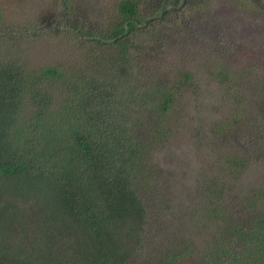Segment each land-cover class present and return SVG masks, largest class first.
I'll use <instances>...</instances> for the list:
<instances>
[{"label": "trees", "instance_id": "trees-1", "mask_svg": "<svg viewBox=\"0 0 264 264\" xmlns=\"http://www.w3.org/2000/svg\"><path fill=\"white\" fill-rule=\"evenodd\" d=\"M241 1L249 2V8L264 3ZM67 2L62 4L69 19L59 22L65 32L59 27L57 34H65L88 63L98 59L99 69L80 70L62 62L30 67L18 57H0V264H28L11 258L18 244L29 248L33 264H128L148 225L150 179L160 177L163 169L152 156L151 134L140 129L144 116L138 109L146 108L152 118L156 113L162 128L161 118L175 105L176 94L174 88L159 86L157 92L137 85L133 44L148 41L146 30L171 23L191 11L194 2L114 0L111 22L95 27L72 18ZM216 71L220 76L225 72ZM182 77L178 87L192 78L190 73ZM225 79L232 85L229 74ZM233 80L241 83L236 75ZM218 164L222 167L205 169L196 185L206 211L200 220L219 229L204 260L264 264V190L249 200L254 214L235 212L232 217L226 208L225 187L229 193L235 181L228 182L226 175L234 179L237 172H246L251 158L221 155ZM28 200L55 213L58 225L45 228L46 221L34 217L37 224L24 227L26 218L16 212L25 213ZM14 223L21 229L15 230Z\"/></svg>", "mask_w": 264, "mask_h": 264}, {"label": "rangeland", "instance_id": "rangeland-1", "mask_svg": "<svg viewBox=\"0 0 264 264\" xmlns=\"http://www.w3.org/2000/svg\"><path fill=\"white\" fill-rule=\"evenodd\" d=\"M62 1L0 0V57H18L30 67L62 62L80 70L99 69L98 59L89 58L88 63L79 49L62 37L65 34H57L62 27L59 22L69 19ZM191 1V11L156 29L155 24L146 30L149 42L133 44L137 85L157 92L159 86L174 88L176 99L168 115L161 118L162 128L156 113L152 118L146 115V108L138 109L144 116L140 129L151 134L152 156L163 169L158 172L160 177L150 179L148 225L128 264H165L176 257L175 264H206L205 251L219 238V229L200 220L206 211L196 185L205 169L222 167L218 164L221 155L245 153L252 162L234 179L226 175L228 182L235 180L229 193L225 187L226 208L232 217L235 212L254 214L249 200L255 191L264 190V3L249 8L252 5L241 0ZM67 3L72 18L94 27L111 22L114 0ZM61 32H65L63 27ZM217 69L225 72L220 76ZM184 73L192 78L178 87ZM228 74L232 85L225 79ZM36 203L28 200L22 206L25 213L16 212L17 217L26 218L24 227L32 229L37 224L31 221L34 217L45 220V228L58 225L57 215ZM14 227L21 229L17 223ZM32 233V238L39 234L37 230ZM11 256L34 263L25 245L13 246Z\"/></svg>", "mask_w": 264, "mask_h": 264}]
</instances>
